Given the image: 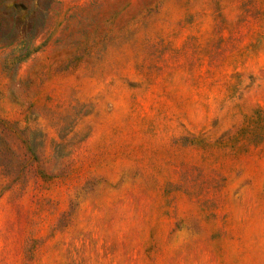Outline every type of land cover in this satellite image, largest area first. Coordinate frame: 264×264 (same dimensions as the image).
<instances>
[{
  "label": "rangeland",
  "instance_id": "374dc122",
  "mask_svg": "<svg viewBox=\"0 0 264 264\" xmlns=\"http://www.w3.org/2000/svg\"><path fill=\"white\" fill-rule=\"evenodd\" d=\"M0 264H264V0H0Z\"/></svg>",
  "mask_w": 264,
  "mask_h": 264
}]
</instances>
